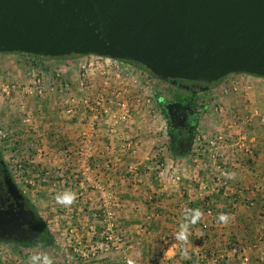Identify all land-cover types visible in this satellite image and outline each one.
Listing matches in <instances>:
<instances>
[{"label": "crops", "instance_id": "crops-1", "mask_svg": "<svg viewBox=\"0 0 264 264\" xmlns=\"http://www.w3.org/2000/svg\"><path fill=\"white\" fill-rule=\"evenodd\" d=\"M85 59L91 65L81 70L79 64ZM0 63V73L11 75L1 82H15L19 89L11 90L5 105L15 113L21 110L25 115L14 121L12 129L26 135L29 144L34 142L30 146L37 148V162L43 171L58 174L53 183L59 189L53 194L54 201L58 203L57 196L65 193L74 196L70 204L58 203L71 207V214L60 213L59 217L69 214L72 221L82 225L68 233L78 243L73 244L77 245L73 252L81 253V246H85L83 253L88 260L66 261L61 250L60 254L56 252L58 263L52 261L53 264H121L124 255L143 264H189L193 260L198 263L203 261L199 259L203 256L215 255L216 260H221L224 255L231 258L228 249L239 243H244L241 246L245 248L256 245L247 256L250 263H258L255 259L264 251V195L252 199L248 189L252 184L264 189V122L260 121L264 115V76L230 73L202 91L210 93L223 113L238 119V125L233 129L235 141L225 153L229 190L241 191L233 197L224 188L218 195L204 197L205 203L201 195L208 190L199 192L197 189L203 180L202 174L213 172V164L206 166L207 156L204 155V166L189 169L188 164L185 166L186 157L182 155L179 159L181 167L158 168L154 161L157 157V118H148L132 104L130 127L114 125L111 129L110 124L95 122L82 101L77 105L78 111L70 115L65 113V102L71 97L90 100V105L102 98L103 106H111L105 115L111 123L112 115L118 110L111 104L114 91H119L120 98L128 100L152 95L144 88L151 77L139 65L130 63L129 73H117L113 68L102 70V59L90 54L36 57L14 52H0ZM35 73L41 79L42 93L31 90L25 94L22 86L30 83ZM57 73L60 76H56ZM2 98L0 91V100ZM152 102L158 109L160 99L154 97ZM201 106L195 110L197 116L201 109H209L206 103ZM203 116L206 121L205 113ZM242 136L246 137L245 145L239 142L238 138ZM128 141L139 144L134 156L132 150L136 146L129 147ZM133 164L137 168L136 175L131 169ZM174 171L179 172L181 183L173 182ZM162 173L170 175L169 178L165 176L163 183ZM193 174L199 179L191 180ZM97 185L102 187L104 197L115 212L124 239L122 250H102L100 255L92 250L96 241L93 238H98V233L92 231L90 225L103 213ZM249 198L253 201L251 205ZM206 206L214 213L206 214ZM196 211L200 213L198 219L193 215ZM222 214L227 216L224 222L219 219ZM185 226L186 239H177ZM40 247L31 246L32 250ZM80 253L76 255L80 256ZM1 264L14 263L6 259Z\"/></svg>", "mask_w": 264, "mask_h": 264}, {"label": "water", "instance_id": "water-1", "mask_svg": "<svg viewBox=\"0 0 264 264\" xmlns=\"http://www.w3.org/2000/svg\"><path fill=\"white\" fill-rule=\"evenodd\" d=\"M0 52L107 56L208 89L230 73L264 76V0H0ZM0 174L21 197L1 155ZM20 206L10 218L0 210V230L34 221Z\"/></svg>", "mask_w": 264, "mask_h": 264}, {"label": "rangeland", "instance_id": "rangeland-1", "mask_svg": "<svg viewBox=\"0 0 264 264\" xmlns=\"http://www.w3.org/2000/svg\"><path fill=\"white\" fill-rule=\"evenodd\" d=\"M1 64V63H0ZM141 67V66H140ZM142 68V67H141ZM144 71L149 73L150 75V81L148 84L145 85V91H151L152 95H148L150 99L153 101V98L160 99V102L158 103V109L156 108L158 119V126L155 129L156 132V138L157 143L155 145V153L157 157L155 158L156 164H158V168H164L168 166H174L181 167V162H179L180 156L184 155L186 157L185 166L189 169L195 168H201L204 166V155L200 156L199 154V142L197 137L199 135L205 136V138H213V136L216 134V132L221 129L222 126H225L226 121L232 119L231 114L223 113L224 111L219 110L217 107L218 105L214 104V101L212 100V96L210 93L207 92H198L190 94L188 91L179 89L175 87L170 81H163L158 76L152 74L148 70ZM11 75H7L5 73H0V80L5 81V77H9ZM215 84V82L210 83ZM3 93V90H0ZM148 92V93H149ZM190 95L193 96V103L195 106V109L202 108L201 105L206 103L209 105V109L203 111L200 110V115L197 116V125H195L194 133H193V139L191 141V145L187 147L186 150L178 151L174 150L173 148H169L170 139H169V133H168V119L165 113L164 104L166 102H172L176 97H189ZM3 93V98L0 100V132L2 131L5 133L6 131V137L0 136V155L5 163V166L8 170V173L10 177L12 178L13 182L16 184V186L23 192V194L26 196L29 204L32 206L34 212L37 215V218L39 220V223L41 225V238L39 240H44L43 237L46 238L44 241L48 240L46 244H36V242L30 243V242H17V241H7V240H1L0 239V264L2 262H6V259L8 261L13 262L14 264H25L27 261H30V258L33 256H47L48 258L53 261V263H58V254H60L64 257V259L67 261H75V260H81L82 262H86L88 259L85 256V246H81L82 252L76 251L73 252V247L77 246L78 243L74 240L73 237H69L71 234L68 232L70 230H74L75 228H81L82 225L80 223H76L71 220L69 217L70 208L71 207H63L58 205L54 201L53 194L55 192H59V189L56 188L53 183L58 178H55V175L58 176V174L47 173V171H43L41 169V166H39V163L37 162V154L38 150L37 148L32 144L28 143V137L26 135L22 136L20 133L10 132V128L12 129V125L14 121H18L22 119L25 115L22 114L21 110L19 113H15L11 108L5 105V101L8 99ZM10 96V94L8 95ZM155 100V99H154ZM155 106V105H154ZM205 113L206 121L203 120V114ZM227 115V116H226ZM23 116V117H22ZM199 118V119H198ZM155 119V118H152ZM106 122V121H105ZM228 131L225 129V132ZM23 133V132H22ZM233 133V132H232ZM235 135V132L233 136ZM204 143V142H203ZM229 151V150H228ZM226 151V152H228ZM207 159L206 166L212 164L211 159ZM188 164V165H187ZM171 167V168H172ZM214 168V166H213ZM194 171V170H193ZM167 173H169L167 171ZM214 173L211 171H206V173H203L201 179L202 182L200 183V186L198 187L197 191L203 192L204 189L201 187L202 184H207L208 188L211 187V176ZM165 176L170 177L169 174L162 173V181L166 182ZM175 177H179L178 180H175ZM191 180H198L199 178H194V174L190 176ZM175 180L173 182L175 183H181L182 178L178 171H174L172 174V180ZM50 184V185H49ZM205 184V185H206ZM229 184V181H228ZM162 185V184H161ZM46 186V187H45ZM50 189V190H49ZM208 189L207 195L211 196V194H215L214 192H211ZM223 190V189H222ZM221 193V192H220ZM206 195V196H207ZM218 195V194H216ZM205 196V197H206ZM201 197H204L202 194ZM212 201V200H211ZM69 212V214L64 217H59L60 213L64 214ZM102 216H100L96 219V221L90 223V225L93 227L95 233H98V238H93V240H96L94 244H92V250L95 251L96 254L101 253L102 250L104 251H117L122 250L124 246V239L120 243V248L116 249L115 245L110 240H105V222L102 221L104 216V207L102 206ZM100 218V219H99ZM56 219V220H55ZM88 225V224H87ZM121 224L115 219V227L113 229V232L115 235H118L120 237H123L121 234ZM64 233V234H63ZM66 234V235H65ZM68 237V238H67ZM101 237V238H99ZM167 239V238H166ZM37 241V242H38ZM74 241V242H73ZM77 245H73L76 244ZM244 243H239V245L231 246L228 250L231 251L232 257L229 258V256L224 255L221 260L217 261L214 256H203L202 258H199L200 260L203 259V261H199L198 263H195L197 260H193L192 263L189 264H253L250 263V259L245 261L244 257L247 256V253L249 251L245 250V247H242ZM40 245V248H35V250H32L31 246H37ZM242 245V246H241ZM235 249V251H234ZM56 252L58 254H56ZM80 253V256L76 254ZM259 256L256 257V261H258L257 264H264V251H261L259 253ZM125 256V255H124ZM122 256V257H124ZM128 256V255H126ZM99 257V258H98ZM97 258L100 259V256ZM248 257V256H247ZM102 258V257H101ZM228 258V259H227ZM122 259V258H121ZM139 261V260H138ZM52 263V264H53ZM256 264V263H254Z\"/></svg>", "mask_w": 264, "mask_h": 264}, {"label": "built area", "instance_id": "built-area-1", "mask_svg": "<svg viewBox=\"0 0 264 264\" xmlns=\"http://www.w3.org/2000/svg\"><path fill=\"white\" fill-rule=\"evenodd\" d=\"M30 56V55H28ZM103 61V67L102 70H105L107 68H113L115 72L117 73H129L128 67L130 66V62L123 60V59H116V58H110L107 56H96ZM91 65V62L87 61L86 59L81 61L79 64L81 70H85L88 66ZM56 76H60L59 73L56 74ZM149 79L145 82V84L149 83ZM30 83L23 85V92L29 93L31 90H33L36 94H41L42 93V82L41 79L38 77V75L35 73L32 76ZM105 86L107 85V80L104 81ZM0 86L3 88V93L5 95H9L11 90H19L15 82H9L6 84H3L0 80ZM115 93L114 100L111 103L112 105L115 106L117 112L112 115V120L111 123L107 121L105 118V115L107 112L110 111L111 106H103L104 102H102V98L98 99V101L95 102V104L90 105V100H85V98L81 99L79 98L78 100L75 99V97H71L68 100H66V105L67 107L65 108V113L70 115L74 111H78L79 108H77V105L80 104L82 101L83 104L87 107L88 111L92 113V116L94 117L95 122L96 121H103V123L110 124L112 128H114V125H121L122 127H127L129 128L131 123V108L132 104H134L137 108H139L141 111L144 112V115H146L148 118H156L157 113L155 108L153 107V102L150 99L149 96H143L139 97L136 96L134 99L128 100L127 98L123 97L120 98V93L119 91H114ZM220 110V109H219ZM106 121V122H105ZM261 122H264V115L261 116L260 118ZM238 125V119L235 117H232V119L226 121L225 126H222L221 129H219L216 134L213 136V138H205V136L199 135L197 137L198 142H199V154L200 156L206 155L208 159L212 160V164L214 166V173L211 176V187L210 189L208 188V185L202 184L201 187L206 190H210L211 192H214L215 194H219L222 189H228L230 188V185L228 184V161L226 157V151L229 149L231 146V143L234 140V132L233 129ZM96 130V126H93ZM225 129L228 131L225 132ZM10 132H13V129L10 128ZM233 132V133H232ZM96 133V131H95ZM1 137H6V131L3 133L2 131L0 132ZM239 142L241 145L243 144V141L246 139V137H239ZM204 142V143H203ZM132 145L136 146L132 150L133 156L136 153V148H138V143L137 142H132L128 141V146L132 147ZM131 169H133L134 174L136 175V165L133 164L131 165ZM179 177H175V180H178ZM173 179V181H175ZM96 188L100 190L101 194V201L104 207V216L102 221L105 222L104 228H105V240H110L113 242L115 245V248L118 249L120 248V243L123 240L122 237L115 235L113 232V229L115 227V212L113 209H111L109 202L106 200L104 197V191L100 185H97ZM230 193H232L233 197L236 194H239L241 191L240 189H234V190H229ZM209 192V191H208ZM207 192V193H208ZM207 193L204 194V197L207 195ZM248 194L250 195V198H255L257 195H264V189L262 186L258 184H252L251 187L248 189ZM203 197V201L206 203L205 199ZM249 198V205L252 204V200ZM235 199V198H234ZM206 214H213L214 210L211 207L206 206L205 211ZM255 244L249 245V247H246L245 250L249 251L251 248L255 247ZM235 251V249H234ZM248 257L245 255L244 260L246 261ZM121 264H143L139 262L136 259H133L130 256H124L121 259ZM152 264H158V263H152Z\"/></svg>", "mask_w": 264, "mask_h": 264}, {"label": "flooded vegetation", "instance_id": "flooded-vegetation-1", "mask_svg": "<svg viewBox=\"0 0 264 264\" xmlns=\"http://www.w3.org/2000/svg\"><path fill=\"white\" fill-rule=\"evenodd\" d=\"M170 81V80H169ZM175 87L179 89H183L188 91L190 94H195L201 91L207 90V83H202L198 81H189V80H175L170 81ZM190 95L189 97H176L172 102L167 103H175L176 105L172 106L169 109H165V113L168 119V133L170 144L174 150L182 151L186 150L189 145H187L193 139V133L195 129V123L197 119L196 109L194 108V103L191 101ZM18 188V187H17ZM19 189V188H18ZM21 193V197L12 195L9 191H7L6 187L3 184L2 176L0 174V210L6 211L7 216L10 218L11 214H15L20 211L22 208L32 209V206L29 204L26 196L19 189ZM34 211V210H33ZM25 229L33 230L36 233V238L29 240V233L23 231ZM26 239L20 237V233ZM41 225L35 213L34 221L24 226H21L18 231L5 232L0 230V234H4V238H0L1 240L7 241H17V242H37L39 238H41ZM8 237V238H7ZM21 239V240H20Z\"/></svg>", "mask_w": 264, "mask_h": 264}, {"label": "clouds", "instance_id": "clouds-1", "mask_svg": "<svg viewBox=\"0 0 264 264\" xmlns=\"http://www.w3.org/2000/svg\"><path fill=\"white\" fill-rule=\"evenodd\" d=\"M73 199H74V196H70L67 193L57 196V202L60 204H70ZM193 215L198 219L200 216V213H199V211H196L193 213ZM219 219L222 222H224L227 220V216L222 214L219 216ZM177 239H180V240L186 239V226L182 227V230L178 234ZM30 264H52V261L47 256L41 257V256L37 255V256H33L30 258Z\"/></svg>", "mask_w": 264, "mask_h": 264}, {"label": "trees", "instance_id": "trees-1", "mask_svg": "<svg viewBox=\"0 0 264 264\" xmlns=\"http://www.w3.org/2000/svg\"><path fill=\"white\" fill-rule=\"evenodd\" d=\"M20 54H23V55H30V56H36V57H44V56H40V55L27 54V53H20ZM72 55H75V54H72ZM45 57H50V56H45ZM54 57H62V56H54ZM126 61L132 63V62L129 61V60H126ZM139 66H141V67L144 68L145 70H148V69H146L144 66H142L141 64H139ZM148 71H149V70H148ZM149 72H150V71H149ZM151 73H152V72H151ZM152 74H154V73H152ZM154 75H155V74H154ZM190 99H191V101L194 100L193 97H190ZM170 147L172 148L171 145H169V148H170ZM43 238H44V240H45V239L48 238V237L46 236V238H45V237H43ZM44 240H39L38 242H36V244H46L48 240H46V241H44Z\"/></svg>", "mask_w": 264, "mask_h": 264}]
</instances>
